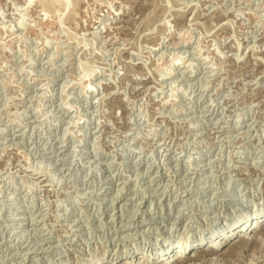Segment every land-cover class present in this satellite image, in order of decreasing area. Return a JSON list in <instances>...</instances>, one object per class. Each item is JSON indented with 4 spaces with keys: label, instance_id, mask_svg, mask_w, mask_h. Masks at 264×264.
Wrapping results in <instances>:
<instances>
[{
    "label": "clouds",
    "instance_id": "9594fccd",
    "mask_svg": "<svg viewBox=\"0 0 264 264\" xmlns=\"http://www.w3.org/2000/svg\"><path fill=\"white\" fill-rule=\"evenodd\" d=\"M0 264H264V0H0Z\"/></svg>",
    "mask_w": 264,
    "mask_h": 264
}]
</instances>
